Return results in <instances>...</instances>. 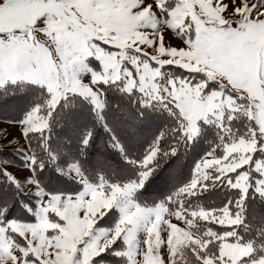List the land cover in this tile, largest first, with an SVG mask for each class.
Wrapping results in <instances>:
<instances>
[{
  "label": "snow or ice",
  "instance_id": "1",
  "mask_svg": "<svg viewBox=\"0 0 264 264\" xmlns=\"http://www.w3.org/2000/svg\"><path fill=\"white\" fill-rule=\"evenodd\" d=\"M0 264H264V0H0Z\"/></svg>",
  "mask_w": 264,
  "mask_h": 264
}]
</instances>
